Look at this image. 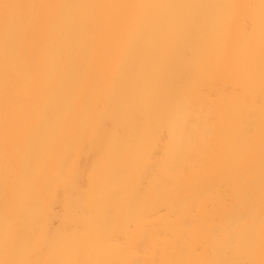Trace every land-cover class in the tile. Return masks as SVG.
<instances>
[{"label":"bare ground","instance_id":"bare-ground-1","mask_svg":"<svg viewBox=\"0 0 264 264\" xmlns=\"http://www.w3.org/2000/svg\"><path fill=\"white\" fill-rule=\"evenodd\" d=\"M0 264H264V0H0Z\"/></svg>","mask_w":264,"mask_h":264}]
</instances>
